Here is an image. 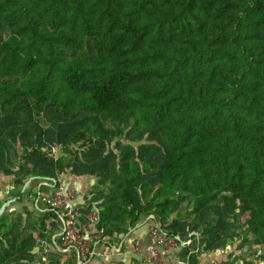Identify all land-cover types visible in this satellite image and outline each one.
<instances>
[{
    "label": "trees",
    "instance_id": "trees-1",
    "mask_svg": "<svg viewBox=\"0 0 264 264\" xmlns=\"http://www.w3.org/2000/svg\"><path fill=\"white\" fill-rule=\"evenodd\" d=\"M45 104L65 118L88 112L103 128L81 130L90 143L121 136L128 116L165 148L136 207L132 190L152 168L135 158L110 167L120 209L115 223L113 206L100 209L99 230L132 228L143 211L167 230L165 218L212 202L264 249V0H0V119L22 125ZM24 182L12 181L19 197ZM15 229L0 217L1 250L27 244Z\"/></svg>",
    "mask_w": 264,
    "mask_h": 264
},
{
    "label": "rangeland",
    "instance_id": "rangeland-1",
    "mask_svg": "<svg viewBox=\"0 0 264 264\" xmlns=\"http://www.w3.org/2000/svg\"><path fill=\"white\" fill-rule=\"evenodd\" d=\"M89 49L93 50L91 46ZM23 119L25 121L22 125L7 124L0 119V190H6V194L0 196V204L9 197H18L10 204V209L1 216L15 220L16 229L9 235L15 238L27 236V244L18 249L16 254L9 251L11 245L5 244L7 248L4 246L5 250L0 249V256H9L5 264H76L73 254L62 255L53 249L50 239L54 230L45 231H48L42 227L45 217L38 212L32 214L28 209L30 207H27L31 204L33 211L35 210L33 202L30 201L31 195L25 192L19 197V190L12 185V181L18 176L24 178V172L31 166L43 168L47 172L52 166L55 170H50V175L57 173L58 177L74 190L76 188L72 184L76 182L77 189L85 195L87 203L90 202L94 206L92 211L99 214V207L104 209L106 205L113 206L110 209L112 213L110 216L115 223L116 213L120 209L118 202L122 194L107 181L110 167L121 164L123 160L135 158L137 167L143 163L152 168V172L147 167L142 169L141 181L135 190H132L133 194L130 197L136 207L140 204L138 195L141 188L154 183L160 169L166 163L165 148L157 132H151L150 127L139 119L138 124H135L128 116L124 122L129 126L121 136L117 137L112 130H106L104 139L101 140L102 146L98 144L99 141L90 143L92 141H89L88 132L81 131L88 123H93L99 132L103 130L86 111L65 118L53 104H45L39 114H31L30 118ZM67 152L71 156L67 155L64 163L54 164L51 158L66 155ZM218 206L211 202L189 210L188 213L182 209V215H173L163 220L167 231L177 234L182 239H187L189 233H196L191 238L189 248H184L185 251L179 258L181 262L173 260L172 263L187 264V250H192L194 253L203 252L197 258L196 264H264V249L260 250L257 239L252 234L242 233L244 227L228 218L223 208L218 209ZM141 214L144 216L139 219V222L143 223L141 228H148L149 234V227L155 220L147 219L149 216L145 219L143 215L145 211ZM21 216L25 218L24 223H21ZM174 219L176 223L173 222ZM97 221L96 229L99 226ZM55 226L53 224V227ZM107 229L106 234L118 236V232L109 229V233ZM128 229L124 225L119 230L125 232ZM86 230L88 231L84 228V231ZM85 234L92 235L93 232ZM42 241L44 243H41ZM195 244L198 249L193 247ZM164 258L165 256L156 259L155 262L166 264L167 259L163 260Z\"/></svg>",
    "mask_w": 264,
    "mask_h": 264
},
{
    "label": "built area",
    "instance_id": "built-area-1",
    "mask_svg": "<svg viewBox=\"0 0 264 264\" xmlns=\"http://www.w3.org/2000/svg\"><path fill=\"white\" fill-rule=\"evenodd\" d=\"M72 188L60 178L54 179L51 191L43 193L38 188L32 202L38 213H46L52 217V221H55L56 227L50 239L54 250L62 255L73 254L76 264H89L96 254L95 246L101 244L102 237L101 235L94 237L92 241L90 236L85 234L79 223L80 206L75 202V190ZM89 216L91 217L89 226L84 227H87L88 232L94 226L91 223L97 221L99 217L95 213ZM147 219L155 220L149 227L148 241L144 244L143 240L136 238L132 251L153 261L166 256L169 250L176 246L189 248L191 238L196 235L195 232L189 233L187 239H182L177 234L161 228L154 215H150ZM123 245V241H120L110 246V249L115 253H122ZM191 252L193 251L187 250L188 254Z\"/></svg>",
    "mask_w": 264,
    "mask_h": 264
},
{
    "label": "crops",
    "instance_id": "crops-1",
    "mask_svg": "<svg viewBox=\"0 0 264 264\" xmlns=\"http://www.w3.org/2000/svg\"><path fill=\"white\" fill-rule=\"evenodd\" d=\"M32 168L33 167L31 166V167H29V169H26V172H24V174H23L24 178L20 177L23 181H25L31 176L32 177L36 176L34 179H32L29 182V184L25 188L26 192L27 193L29 192V194L31 195V197H30L31 202L33 201V196H34L35 192L38 190V188L40 189L41 192L47 193V192L51 191V189H52V185H53L52 180L59 178L57 173L56 174L52 173V175H50V172H47L43 168L38 169L37 175H32L31 174ZM74 184H72V186H74L76 188L75 189V193H76L75 194V198H76L75 202L80 206L79 223L84 230L85 226H89V223H90L89 219L91 218L89 215L93 214V213L97 214V212L92 211L94 206L91 205L90 202L87 203L86 199L84 198L85 195H83L81 190L77 189V183L75 182ZM4 191H6V190H4ZM10 207H11V205L9 206V209H10ZM27 207H30L28 209L32 214L37 213L36 210L33 211V207L31 204H30V206H27ZM100 209L102 210L101 207H99V210ZM16 212H18V211H16ZM40 214L45 217V218H43V222L46 225V229H48V231L47 230H45V231L50 232L51 230H53L56 227V226L53 227V224L54 225H56V224H55V221H52V217H50L46 213H40ZM108 214L112 215L111 211H109ZM47 216H49V219H47ZM93 223H91V225H94V227L92 226V228L89 231L93 232L94 235L93 234L89 235L90 240L92 239V241H93V237L96 238L97 236L101 235L102 242L100 245L95 246L96 254L94 255L93 259L91 260V262L89 264H158V262H155L152 259H149L145 256L137 255L132 251L133 250V241L136 238L143 240L144 244H146L148 241V228H141L143 223L138 222L134 227H132V228L128 227L129 229L127 231L120 232L117 237H115L113 235L106 234L107 228L102 229L103 231L101 232L99 229H96V226H97L96 221ZM124 225L125 224L120 225V229H122L124 227ZM118 231H120V230L118 229ZM85 232H88V231L86 230ZM114 232H117V230H115V227H114ZM120 241H123V243H124L123 250H122L123 252L122 253L113 252L110 249V246H112L113 244H117ZM41 243H44V241H42ZM198 248L199 247H197V249ZM183 251H185V250L179 246H176L175 248H171L163 260L167 259L166 264H174V263H172L173 260L175 262L179 263V262H181L179 258H181L180 256L182 255ZM25 253H28V252L25 251ZM36 255H38V254H36Z\"/></svg>",
    "mask_w": 264,
    "mask_h": 264
},
{
    "label": "water",
    "instance_id": "water-1",
    "mask_svg": "<svg viewBox=\"0 0 264 264\" xmlns=\"http://www.w3.org/2000/svg\"><path fill=\"white\" fill-rule=\"evenodd\" d=\"M35 177L36 176H33V177L31 176L27 180H25V182L23 183V185L21 187V192H23L25 190V188L29 184V182L32 179H34ZM52 181H54V180H52ZM4 194H6V191L0 190V196L4 195ZM17 198L18 197L7 198L0 204V216L8 211L10 204L13 203L14 201H16Z\"/></svg>",
    "mask_w": 264,
    "mask_h": 264
},
{
    "label": "flooded vegetation",
    "instance_id": "flooded-vegetation-1",
    "mask_svg": "<svg viewBox=\"0 0 264 264\" xmlns=\"http://www.w3.org/2000/svg\"><path fill=\"white\" fill-rule=\"evenodd\" d=\"M10 198V197H9Z\"/></svg>",
    "mask_w": 264,
    "mask_h": 264
}]
</instances>
